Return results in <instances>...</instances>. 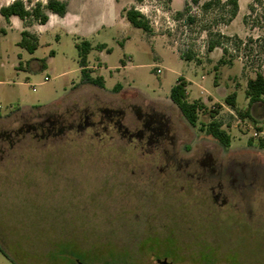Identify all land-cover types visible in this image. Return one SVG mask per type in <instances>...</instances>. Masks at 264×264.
I'll return each mask as SVG.
<instances>
[{
  "label": "rangeland",
  "instance_id": "obj_1",
  "mask_svg": "<svg viewBox=\"0 0 264 264\" xmlns=\"http://www.w3.org/2000/svg\"><path fill=\"white\" fill-rule=\"evenodd\" d=\"M208 1H134L150 32L126 20L87 39L107 46L87 59L104 88L81 86L82 37L37 26L30 53L0 15V264H264V115L225 102L245 113L264 74V0L235 19ZM179 78L206 106L195 127L170 98ZM213 115L230 147L206 134Z\"/></svg>",
  "mask_w": 264,
  "mask_h": 264
},
{
  "label": "trees",
  "instance_id": "obj_2",
  "mask_svg": "<svg viewBox=\"0 0 264 264\" xmlns=\"http://www.w3.org/2000/svg\"><path fill=\"white\" fill-rule=\"evenodd\" d=\"M137 3H141L143 0H135ZM202 0H190L191 4L198 6ZM262 0H255L257 3H261ZM214 5H220L224 8H229V14L231 19H235L240 10V0H225L222 2L220 0H212L204 3L202 7L208 9ZM189 9V4L187 3L184 10L177 13V16H183L184 13ZM68 11L67 1L59 0H47L46 4L36 3L32 7H27L23 0H15L12 4L1 7L0 15L9 20L11 17L16 16L25 23L30 24L33 21H36L42 25L46 24L48 21V14L53 13L61 17H64ZM250 11L254 12L255 7L252 5ZM125 17L129 23L138 29L143 30L144 32H150V24L146 17L136 10L135 7H131L124 11ZM249 16H246L244 19L245 24H247ZM22 39L19 43V46L26 49L30 53L38 47L37 36L25 30L21 33ZM223 43L211 41L208 45V51L212 52L217 47H220ZM76 47L79 51L80 58V67H81V84L93 85L99 88H104V79L102 77H94L90 69H88V55L93 49L92 45L88 41H82L81 43L76 44ZM103 48V47H101ZM224 52H227V49H223ZM188 61H191V56L182 57ZM224 63V59L219 61ZM216 83V81H215ZM120 85H117L114 90H119ZM246 96L249 99V108H251L256 103H263L264 105V74L257 73L255 78H250L247 82ZM170 98L172 102L178 107L181 114L185 120L193 127H195L199 120V112L206 109V106L201 101L189 102L187 99V82L183 78H179L177 84L172 88ZM226 104L235 112H237L241 117H249V110L242 113L237 108V93H232L226 97ZM213 120L204 126L206 134L213 139L217 140L225 147H230L232 138L230 135L223 129L222 121L215 119L216 116H212ZM261 146L264 147V141L260 142ZM5 254L2 247L0 246V256ZM12 264H15L12 261Z\"/></svg>",
  "mask_w": 264,
  "mask_h": 264
},
{
  "label": "crops",
  "instance_id": "obj_3",
  "mask_svg": "<svg viewBox=\"0 0 264 264\" xmlns=\"http://www.w3.org/2000/svg\"><path fill=\"white\" fill-rule=\"evenodd\" d=\"M59 1H67L68 3V11L64 17H61L57 14L49 13L48 21L46 24L42 25L36 21H33L30 24L25 25L24 21H22L16 16H13L9 19V25H11L12 27L22 29L21 30L22 32L25 30L29 31L30 33L36 35L37 39L40 37L42 33L41 30L39 31L35 30L37 26L43 28H46L48 26H59L66 29L69 34L82 37L83 41H88L87 39L93 36L94 37L99 36L100 33L105 29H111L117 26H123L127 28L128 20L125 17L124 11L130 9L129 6L134 5L135 0H59ZM172 1H173V5H175L176 0H172ZM178 1H181L183 5L185 3V0H178ZM241 1L242 0H240V2ZM35 2L46 4L47 0H35ZM174 11L180 12L181 9L175 8ZM89 43L92 45L91 42ZM92 47L93 48L97 47L102 50L107 49L105 43L98 44L96 46L92 45ZM39 66L40 64L37 67ZM87 67L88 69L91 70V72L96 70L95 67L93 68H91L90 66ZM186 82L189 83L187 80ZM104 84H105V79H104ZM81 86L85 88L93 85H81ZM203 101L206 102L207 100L203 99ZM247 110H249L252 119L257 120V115H264V105L261 102L256 103L251 108H249V99H248Z\"/></svg>",
  "mask_w": 264,
  "mask_h": 264
},
{
  "label": "built area",
  "instance_id": "obj_4",
  "mask_svg": "<svg viewBox=\"0 0 264 264\" xmlns=\"http://www.w3.org/2000/svg\"><path fill=\"white\" fill-rule=\"evenodd\" d=\"M136 10H138L139 12L142 13V11L140 9L136 8ZM157 72L160 73L159 70ZM46 80H48V78H46ZM34 90H35V88H34ZM259 136H264V122L261 123L259 125V129L255 130L254 133H253V137H259Z\"/></svg>",
  "mask_w": 264,
  "mask_h": 264
},
{
  "label": "flooded vegetation",
  "instance_id": "obj_5",
  "mask_svg": "<svg viewBox=\"0 0 264 264\" xmlns=\"http://www.w3.org/2000/svg\"><path fill=\"white\" fill-rule=\"evenodd\" d=\"M159 126L157 127V129L153 130L155 131L156 135H160L161 134V131H162V127L164 126L163 122L162 121H159ZM204 164V163H203Z\"/></svg>",
  "mask_w": 264,
  "mask_h": 264
},
{
  "label": "water",
  "instance_id": "obj_6",
  "mask_svg": "<svg viewBox=\"0 0 264 264\" xmlns=\"http://www.w3.org/2000/svg\"><path fill=\"white\" fill-rule=\"evenodd\" d=\"M157 262H158V264H172V263L168 262L167 259L158 260Z\"/></svg>",
  "mask_w": 264,
  "mask_h": 264
}]
</instances>
